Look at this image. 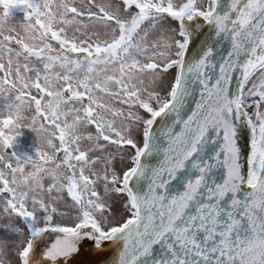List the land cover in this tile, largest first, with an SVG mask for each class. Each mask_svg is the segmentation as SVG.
Returning <instances> with one entry per match:
<instances>
[{
    "label": "snow or ice",
    "instance_id": "obj_1",
    "mask_svg": "<svg viewBox=\"0 0 264 264\" xmlns=\"http://www.w3.org/2000/svg\"><path fill=\"white\" fill-rule=\"evenodd\" d=\"M0 10V257L16 237L18 264H73L89 242L98 257L119 248L112 264H264V0H0ZM238 125L250 132L243 161ZM25 126L48 150H20ZM66 197L71 226L59 219ZM117 199L126 217L115 218Z\"/></svg>",
    "mask_w": 264,
    "mask_h": 264
},
{
    "label": "rangeland",
    "instance_id": "obj_2",
    "mask_svg": "<svg viewBox=\"0 0 264 264\" xmlns=\"http://www.w3.org/2000/svg\"><path fill=\"white\" fill-rule=\"evenodd\" d=\"M120 0H96V3L98 4H108V3H119ZM87 3V0H74V6H77L78 8H82L85 4ZM0 15H2V10H0ZM23 20V14L20 13L19 11H16L14 13V16L11 20V23L13 25H19ZM174 27V25H173ZM74 26H68L67 28V35L69 37L73 36L74 34ZM88 32H98L101 36V38H105L103 33H104V28L102 25H90L88 28ZM77 36H79V33H76ZM55 45V42H52ZM177 74V70L175 68L170 69L169 73L166 74L165 77V83L166 84H171L174 80L175 75ZM2 75V74H0ZM144 83L148 84L149 83V78L147 76L144 77ZM161 95H165L164 92L161 93ZM104 99L106 101H109L113 107L116 108H122L124 110L125 113L128 112V107L126 105H121L119 103H116L114 101H111L110 98L108 97H104ZM253 99H258V97H255ZM262 111H264V107H262L261 109ZM132 111H137L136 108H133ZM249 113H252L253 109H248ZM140 114H143V110H139ZM33 113L29 112L28 116H29V121H27L26 123L30 122V117ZM117 126L119 127L120 125V120L117 119L116 121ZM21 131V135L17 137V145L20 148L21 151H28V152H34L35 149L37 147L43 149V150H48L46 147V144L42 141L41 137H39L37 135V133L31 131L30 128L28 127H23L20 129ZM88 131H92L94 132L95 129L94 128H89ZM85 134H87L85 132ZM85 146H87V142H85ZM110 151H115V146H113L112 148L109 149ZM11 151V150H9ZM50 151V150H49ZM99 153H93V155H98ZM117 159L115 161V167L117 168L118 171H123L124 169H126L127 167L130 166V155L128 153V150H125V152L123 153H117ZM124 155V160L121 163L120 161V156ZM7 159V157H6ZM97 168L99 169L100 166L98 165ZM87 174V172H86ZM98 192H100L101 195H103V186L100 185L97 188ZM66 195V194H65ZM113 204V211L115 213V218L119 219L120 217H126V213L124 212L123 208H122V201L117 199L115 201H110ZM71 204V200L70 197H66L65 201H61L59 204V208L58 211L59 212H64L67 213V215L60 217L59 219L63 220L65 223L72 224L73 219L75 218L76 212L75 210H70L69 205ZM0 223H4V219H0ZM22 224V222L20 223V225ZM23 225V224H22ZM21 225V227H22ZM0 235H2V233H0ZM24 237H20L19 239H23ZM10 240L12 241V243L10 244V247L6 250L7 255L0 257V259H3L5 261V264H18L16 256H15V252L17 250V238L16 237H10Z\"/></svg>",
    "mask_w": 264,
    "mask_h": 264
},
{
    "label": "water",
    "instance_id": "obj_3",
    "mask_svg": "<svg viewBox=\"0 0 264 264\" xmlns=\"http://www.w3.org/2000/svg\"><path fill=\"white\" fill-rule=\"evenodd\" d=\"M201 27H205V25H201ZM207 30L211 31V28L208 27ZM230 47H231L230 41L224 40L218 51L226 54L225 50L230 49ZM220 62H221V57L218 55L216 57V63H220ZM211 74L215 75V73H211ZM235 77L236 79L232 83L233 94H235V92L237 91V85L239 84V80H240L239 71L235 74ZM198 92L199 89H197V91L193 93V95L188 97L184 108V113H188L190 110L194 109L195 104L200 101V96ZM158 124L159 125L163 124V121H161L159 118H158ZM238 128H239L238 144L242 149V153H243L242 161H243L244 157L250 155V132L246 126L238 125ZM155 162L156 161L153 160V163ZM223 175H224L223 170H220L217 174V179H222ZM57 235L58 234H54V233L46 234L44 237V244L50 245L52 242L55 241ZM44 244H42L41 247H43ZM119 250L120 249L117 248L115 245L109 243L108 246H106L105 248L106 255L103 257H98L96 255L93 246L91 245V242H89L83 246L82 252L76 257V259L73 261V264H112V261L118 255Z\"/></svg>",
    "mask_w": 264,
    "mask_h": 264
},
{
    "label": "flooded vegetation",
    "instance_id": "obj_4",
    "mask_svg": "<svg viewBox=\"0 0 264 264\" xmlns=\"http://www.w3.org/2000/svg\"><path fill=\"white\" fill-rule=\"evenodd\" d=\"M70 200H71V199H70ZM21 222H22V221H21ZM21 222H20V223H21ZM22 224H23V223H22ZM22 224H21V225H22ZM69 226H71V224H69ZM22 227H23V225H22Z\"/></svg>",
    "mask_w": 264,
    "mask_h": 264
}]
</instances>
